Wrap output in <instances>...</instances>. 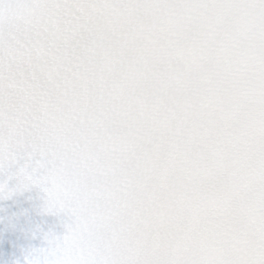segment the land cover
Returning a JSON list of instances; mask_svg holds the SVG:
<instances>
[{"label": "snow or ice", "instance_id": "obj_1", "mask_svg": "<svg viewBox=\"0 0 264 264\" xmlns=\"http://www.w3.org/2000/svg\"><path fill=\"white\" fill-rule=\"evenodd\" d=\"M21 151L72 218L25 264H264V0H0Z\"/></svg>", "mask_w": 264, "mask_h": 264}]
</instances>
